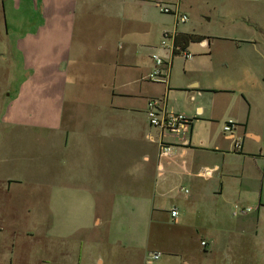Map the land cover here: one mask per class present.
<instances>
[{
	"label": "crops",
	"instance_id": "0c3cea01",
	"mask_svg": "<svg viewBox=\"0 0 264 264\" xmlns=\"http://www.w3.org/2000/svg\"><path fill=\"white\" fill-rule=\"evenodd\" d=\"M162 2L0 0V217L4 204H21L0 233L13 256L33 236L25 192L34 174L58 209L56 264H151L154 252L175 264L180 246L181 264H264V0H233L230 25L210 33L177 24ZM166 33L176 37L164 50ZM154 47L167 83L147 80ZM156 98L194 120L188 146L150 125ZM162 140L174 146L169 157ZM205 168L216 169L209 179ZM146 184L153 228L171 222L172 247L145 249ZM236 203L254 211L235 217ZM97 232L105 251L90 241Z\"/></svg>",
	"mask_w": 264,
	"mask_h": 264
},
{
	"label": "rangeland",
	"instance_id": "374dc122",
	"mask_svg": "<svg viewBox=\"0 0 264 264\" xmlns=\"http://www.w3.org/2000/svg\"><path fill=\"white\" fill-rule=\"evenodd\" d=\"M161 5L169 8L178 7L179 12L188 17V22L185 24L188 26L184 25V27L187 29L194 27L195 30L200 33L217 32L223 27L227 28L232 22V17L230 16L235 15L233 10L237 8L233 0H164ZM261 15L264 16V13L262 12ZM163 17L165 16L162 14V18ZM167 17L168 16H166V18ZM260 25L264 26V23H261ZM3 67L4 70H7V63H4ZM7 78L8 73L2 72L1 83H5ZM0 167L7 169V161H0ZM28 179L29 182L25 193L28 197L29 203L24 202L26 203L27 208L30 206L29 210L31 213L29 214L28 210H26V214L27 224L31 225L32 223L31 232L33 236L28 237L26 239V244H24L22 248H19L16 251L15 256H13L10 247V235L5 232L0 233V264H3L1 262L2 259L5 264H8V259L12 257L14 259V264H56L57 261V249L60 245V242H58L57 239L56 229L57 206L54 202L46 201L47 199L44 198L40 175L34 176V174H30ZM153 194L154 191L151 185L146 184L144 211L145 249L149 248L152 250L157 244H164L163 247H172V239L170 238V227H172V223L170 222V225L162 226V228L155 225L153 228V223L150 220L153 208V204L151 203L154 198ZM16 203L17 202L9 201L4 204L5 208H9V210L6 214L3 213V217H0L4 220V222L0 220V225L5 227L14 226L13 224H5V219L9 221V219H13L11 216L18 214L17 210L15 212L12 210L14 206L21 208V204ZM106 207H109L108 203L101 205V209ZM29 219L30 221H28ZM16 226L18 227V225ZM90 241L96 247H101L104 251L106 250L107 242L99 236V233L95 239L91 238ZM180 248L182 249V252L180 251L181 253L175 256L177 258L174 260L175 264H181V256L185 254V247L180 246ZM191 252L192 256H190V259L192 261L194 259L199 261V257L195 255L194 251L192 250ZM165 257L166 255L163 254L162 256L161 254V259L164 260ZM160 263L161 261L155 262V264Z\"/></svg>",
	"mask_w": 264,
	"mask_h": 264
},
{
	"label": "built area",
	"instance_id": "2783aa9c",
	"mask_svg": "<svg viewBox=\"0 0 264 264\" xmlns=\"http://www.w3.org/2000/svg\"><path fill=\"white\" fill-rule=\"evenodd\" d=\"M157 7L164 14L174 15L177 20V24H185L188 22V17L185 14H181L178 10V7L169 8L163 7L161 4H157ZM175 35L172 34H164L160 48L161 49H170L169 41H175ZM175 47V46H174ZM179 51L180 54L183 55L185 59H192L193 54L184 50H180L177 47L174 48ZM158 48H152V53L150 55L153 67L149 75L147 76V80L151 82H162L167 83L168 80V67L164 60L162 54L159 53ZM147 118L152 127L158 128L162 133H169L175 137H178L184 146H188L190 144V132L193 124V119L186 116L183 113H175L168 111L165 107V103L163 99H151L147 104ZM236 124L233 120H229L224 127L226 133H230L231 135ZM174 146L165 142H160V156L169 157L173 153ZM243 149L242 142L240 139L235 140L234 142V151L241 152ZM216 169L205 168L201 170L200 177L209 179L212 177ZM254 211V208L250 206H244L239 203H236L232 206V215L235 217H243L247 216ZM171 217L176 219L179 217V211L173 209L171 211ZM201 245L203 247L206 246V242H202ZM161 258V253L154 252L150 254L149 262L152 264L156 261H159Z\"/></svg>",
	"mask_w": 264,
	"mask_h": 264
},
{
	"label": "trees",
	"instance_id": "16d2710c",
	"mask_svg": "<svg viewBox=\"0 0 264 264\" xmlns=\"http://www.w3.org/2000/svg\"><path fill=\"white\" fill-rule=\"evenodd\" d=\"M178 49H180V50H182V51H184L185 49H182V47L180 48V47H177Z\"/></svg>",
	"mask_w": 264,
	"mask_h": 264
}]
</instances>
